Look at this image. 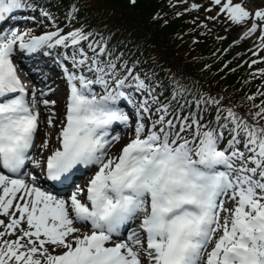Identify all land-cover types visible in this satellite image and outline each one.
<instances>
[{
    "label": "snow or ice",
    "instance_id": "snow-or-ice-1",
    "mask_svg": "<svg viewBox=\"0 0 264 264\" xmlns=\"http://www.w3.org/2000/svg\"><path fill=\"white\" fill-rule=\"evenodd\" d=\"M211 2L219 6L211 19L251 21L242 38L259 31L264 50V9L253 14L233 0ZM25 7L23 0H0V23ZM61 31L0 32V217L8 218H0V264H264V107L249 113L250 122L208 98L196 107L215 108L213 121L205 123L200 112L183 115L185 89L172 93L177 106L162 103L145 79L109 58L106 46L89 43L86 51L89 34ZM45 48L72 49L65 63L56 61L68 96L58 146L33 160L37 105L55 101H37L35 91L26 99L13 57ZM121 102L135 111H122ZM54 118L52 112L44 121L48 129L56 128ZM116 124L131 134L110 156L121 141ZM49 147L46 138L40 148ZM29 161L53 184L68 181L77 166L96 170L85 187L76 184L63 197L22 172Z\"/></svg>",
    "mask_w": 264,
    "mask_h": 264
},
{
    "label": "trees",
    "instance_id": "trees-1",
    "mask_svg": "<svg viewBox=\"0 0 264 264\" xmlns=\"http://www.w3.org/2000/svg\"><path fill=\"white\" fill-rule=\"evenodd\" d=\"M74 1H81L83 3L80 19L85 23L94 26L101 20V17H99V6L92 5V0H61V3L68 5ZM142 3L146 5V8L150 9L144 10L141 7ZM99 4L105 11L111 13L109 19L120 26L117 36L125 30H127L128 33L133 32L134 35L137 34L138 29L141 26V21L146 19L145 25L148 29L143 30L138 38L135 37L136 40L143 41L148 45L149 50L151 49L152 51L158 52L159 56L163 58V55L161 54L162 52L167 59L173 61L182 75L200 81L212 79L213 75L207 70V67L205 68L207 60L204 59L214 49L213 43H206V45L212 47V49L208 53H204V56L200 58L197 52V47L193 49L188 48L186 39L180 38L179 35L176 36V34L179 33L184 37L185 28L179 30V27L181 26L179 21L173 22L167 26H162L160 20L155 21L149 17L155 11L160 9L158 0H138L137 4L134 6H131L127 0H99ZM128 7H130V9ZM185 25L187 26L186 23ZM206 45L202 46L201 49ZM196 54H198V56H196ZM224 68L225 67L223 66L222 69ZM219 77H221V75L216 76L215 78ZM224 79L231 83L235 88L240 87V81L237 78V75H230ZM224 79L220 81L221 84L224 86L228 85L227 90L237 97L236 95L239 94H235V90ZM254 82L257 86V81L255 79ZM244 90L247 92L241 94L243 96L246 95L247 98L255 97L256 104L261 102L264 97V95H261L264 91L259 89L255 90V86L245 87Z\"/></svg>",
    "mask_w": 264,
    "mask_h": 264
},
{
    "label": "rangeland",
    "instance_id": "rangeland-1",
    "mask_svg": "<svg viewBox=\"0 0 264 264\" xmlns=\"http://www.w3.org/2000/svg\"><path fill=\"white\" fill-rule=\"evenodd\" d=\"M117 2V1H116ZM262 3H264V2H262ZM247 3H245V5H246ZM92 5H98L99 6V13H100V16L99 17H101V20L99 21V22H101V21H104V23H108L109 25H111L112 27H116V26H118V24L117 23H114V22H112L110 19H109V15H110V13H108L107 11H105L102 7H101V5L99 4V0H92ZM250 6H253V4L252 3H250ZM141 7L144 9V10H149L150 8H146V5H144L143 3L141 4ZM129 9H130V7H128ZM125 13H127V12H125ZM206 45V44H205ZM209 49H210V47L208 46V45H206L205 47H204V49H203V51H204V53H208L209 52ZM58 109H59V107H58ZM49 115V114H48ZM54 131H55V129H54ZM54 133V132H53Z\"/></svg>",
    "mask_w": 264,
    "mask_h": 264
},
{
    "label": "bare ground",
    "instance_id": "bare-ground-1",
    "mask_svg": "<svg viewBox=\"0 0 264 264\" xmlns=\"http://www.w3.org/2000/svg\"><path fill=\"white\" fill-rule=\"evenodd\" d=\"M263 2H264V0H263ZM57 98H59V96H57ZM45 137H46V135H45ZM46 138H49V139H51V137H46Z\"/></svg>",
    "mask_w": 264,
    "mask_h": 264
}]
</instances>
